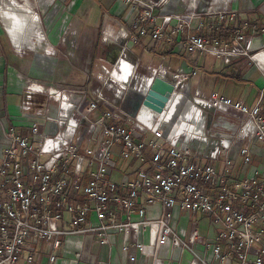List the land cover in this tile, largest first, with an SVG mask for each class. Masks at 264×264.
I'll use <instances>...</instances> for the list:
<instances>
[{
  "label": "built area",
  "instance_id": "2783aa9c",
  "mask_svg": "<svg viewBox=\"0 0 264 264\" xmlns=\"http://www.w3.org/2000/svg\"><path fill=\"white\" fill-rule=\"evenodd\" d=\"M123 1L138 9L137 17L129 31L119 26L123 36L114 41L101 31V40L117 44L118 53L100 65L93 88L23 76L18 107L27 130L5 127L0 146V264H107L90 253V245L109 249L116 236L121 260L129 263L135 252L161 264L177 251L179 260L188 255L184 264H212L194 249L198 245L217 264H264V163L230 174L236 157L250 166V146L264 144L260 96L247 106L216 90L202 94L187 84L194 70L157 63L137 74L138 62L126 57L127 43L148 35L225 64L245 57L264 84V69L253 60L264 51V24L256 46L243 32L245 21L223 41L189 31L200 13L157 12L167 0ZM227 3H213L208 14L217 21L233 16ZM154 77L172 84L179 108L188 103L185 120L191 113L192 124L182 128L177 118L168 120L163 110L141 103ZM113 145H119L117 159L138 166L112 179ZM148 207L157 211L149 214ZM175 210L187 225H179ZM199 215L216 227L211 238L197 234Z\"/></svg>",
  "mask_w": 264,
  "mask_h": 264
},
{
  "label": "crops",
  "instance_id": "0c3cea01",
  "mask_svg": "<svg viewBox=\"0 0 264 264\" xmlns=\"http://www.w3.org/2000/svg\"><path fill=\"white\" fill-rule=\"evenodd\" d=\"M47 1L49 5L52 2V0H47ZM63 1L64 0H55V3L58 5H62ZM68 2H71L70 15L72 17L75 15L76 17L88 19V21L85 22V25H87V27L91 29H93L94 26H96L97 28L99 27L98 31L100 35H101V31H103L102 34L104 38H110V36H114L118 31L119 25L122 28L129 27L131 22H133V20L136 19L137 17L136 9L134 8L133 10L130 5L124 4L123 0H69ZM215 2L217 3L219 1L215 0ZM176 5H177L176 0H167L164 4L157 6L156 11L160 13L182 12L184 11L183 9L187 8V6L182 5L183 6L182 10H180V8L176 9L175 8ZM187 5L189 6V3ZM194 5L191 8H194L195 7ZM48 7L45 10H47ZM93 9H96L97 13L94 12ZM63 15L64 17H66L67 14L64 12ZM237 15L239 17L242 16L246 18L256 17L259 21H261L260 25L263 26L264 24V1H259L257 4L251 6L250 8L241 10V13L239 12ZM64 17L62 16V18ZM213 18H214L213 15L199 16L197 18H194L191 20L189 28L192 32L200 31L203 34L202 31L205 30L204 28H206V26H208L207 27L208 30L209 28H212L214 26L215 23H213ZM201 19L203 20L202 23L203 22L207 23L205 26H203L204 23L202 25ZM37 21H39V18L37 19ZM157 22H159V19H156L155 23ZM198 24H200L199 28L197 27ZM255 30L256 31L252 34H250V30H248V32L245 33V35L253 36L252 40H253L254 46H256V44L257 45L260 44V40H259L260 28L256 27ZM205 32L207 34V30ZM134 33L136 32L134 31ZM151 42L152 44H154L156 41L154 40L151 41L148 35H143V36H138V39L136 42L131 43V44L127 43L128 48L126 50V53L128 51H131L132 53V49L135 50L132 53V56H127L126 54L127 59H129L132 62L134 61L138 62V68H139V64H141V62L143 61V59H141V55L143 53L147 54V50L148 51L150 50ZM158 42L159 43L164 42L167 45L169 44L170 46H173V48H175L176 45H178L177 43H173V42H168V43L165 41H158ZM98 43H99V46H98L99 52L103 56V59L97 58L99 60V63H98V66L95 68L94 73L93 72L90 73L91 79L95 75V72H98L100 70L101 64H106V65L110 64L118 53V50L115 51V50L110 49L111 45H117L113 43L112 41L108 42V41H102L100 39ZM178 48L181 49V47H178ZM16 50L19 51V49H16ZM166 50L164 49L163 52H161L160 59H163L162 56L169 55L168 53H170L172 55H175L176 58H178V60H181L182 54L177 53L176 50L175 51L172 49L171 50L169 49L168 51ZM135 52H137L138 54H135ZM183 52H185V55L183 56L184 61L183 59L182 61L183 63L185 62L187 65H189L188 71L194 70V72H196L193 77H189L187 79V84L191 89L197 87L198 90H200L202 94H207L209 91L216 90L228 98L230 97L231 99L239 100L242 103L244 102L247 106H251L254 103H256L258 100V97L264 93L262 73L258 69H256L252 63L248 62V60L245 57H242V58L238 57L239 59L236 58L235 60H232L231 62H228L227 64H225L221 59L214 58L212 62L207 65L203 61V59L199 61L200 59L196 57L197 55L195 56L196 57L195 62L192 63V59H194V57L192 56L195 54H190L191 56L189 55L188 57H186V55L188 54L184 50ZM8 53H9V50L4 49L3 54L6 56ZM155 53L159 54L160 51L156 49ZM2 57L3 56H1L0 54V105L2 106L0 110V146L3 144L2 132L5 127L12 124L14 125V127L17 129L18 132L23 133L27 130V122H28V121H25L24 119L22 120L19 117L20 110L18 107V104L21 98V93H22L21 89H22L23 80H24L23 76L24 75L28 76V72L27 73L22 72L24 71L23 70L24 67H22L21 70L18 71L17 65L19 64L18 63L19 60L16 61V60H12L8 58L9 61L13 62L16 65L14 70L17 69L16 71L19 74L17 73V75L15 76L12 69L9 68V64L11 63L9 64L5 63L6 60L5 58L3 60ZM256 59H258V62ZM256 59H255V62L258 63L261 66V68H264V51L260 53L258 52V56ZM163 60H166V59H163ZM182 61H180L181 64H182ZM157 63H160L161 65L167 68L169 66V65L167 66L164 65L163 62H156L154 64L148 63L145 65V67H143V70L141 72H138V69H137V74L145 73L147 66H154ZM20 64L22 63L20 62ZM238 64L239 65L241 64V66L238 67ZM179 65L180 64L176 65L173 69L168 68V70L180 69L182 71V69L178 67ZM20 72L23 74H21ZM201 72L202 73L205 72L206 75H208V81H209L208 89L206 88L202 89V87L200 86L199 73ZM30 77L34 78L33 76H30ZM189 79H192V80L189 82ZM78 86H81V85H78ZM143 91H144V88H143ZM174 96L176 97V95L171 94L169 103H171L172 105L168 103L167 106L170 105V107L167 108L166 106L165 112L167 111L166 112V114L168 115L167 118L172 119V120H176V118H178V116L181 115L180 120L182 121L184 120L185 112L183 113L179 112L180 108L178 107V103L174 101ZM136 97L137 96H132V98H134V101ZM134 101H132L131 99V103H129V105L131 106L133 104L132 102ZM130 106L128 107V110L130 109ZM181 121L178 122V125L180 124ZM263 154H264V144L263 143H253L250 146V158H251L250 166L245 167V166H242L240 163L241 171H238L237 176L246 174V171L252 166H259L260 164H263L264 163ZM114 159H115L114 160L115 161L114 163L115 172L110 176V178L112 179L116 178L117 172H121V171L126 172L129 169H133L138 166L136 162H133L132 160L128 159L127 161L122 160L124 165L122 164L121 165L122 167L120 169H117L115 166H116V162L118 159L117 158H114ZM147 211L149 214H153V210H150L149 207L147 208ZM176 214L180 216L178 217L179 225L180 226L187 225L188 221L185 219V217H181V216H184L183 212L177 211ZM202 217L203 216L199 215L198 219L200 220ZM189 219L193 220L194 216L189 217ZM199 220L196 223L197 234L203 237L205 236L207 238H211L214 235L216 227L213 226L212 224L208 225L206 220H203L201 222ZM118 241H119V236H116L115 244H113L109 249L105 248L104 246L100 247L96 242H92L90 245L89 251L94 257H96V259L107 262V264H150L151 262L150 258L143 260V258L139 255L138 252H135V256H136L135 261L131 263L122 261L120 257ZM194 249H196L198 254L203 255V257H205L206 260L211 261L212 264H217L215 259L211 257L209 253L210 251L209 249L203 251L198 245H195ZM171 256L172 258H170L167 261H162L161 264H184V260L188 258L187 254H183L179 260L177 251H175ZM222 264H234V262L230 261L229 263L226 262Z\"/></svg>",
  "mask_w": 264,
  "mask_h": 264
},
{
  "label": "rangeland",
  "instance_id": "374dc122",
  "mask_svg": "<svg viewBox=\"0 0 264 264\" xmlns=\"http://www.w3.org/2000/svg\"><path fill=\"white\" fill-rule=\"evenodd\" d=\"M68 1L69 0H64L62 5H58L55 3V0H52L49 5L47 0H0V54L3 56V60L5 58V63H11L9 64V68L12 69L15 76L18 73L16 71L17 69L14 70L16 65L9 61L8 58L16 61L19 60V64L17 65L18 71L24 67V71L22 72H28V76L26 75V77L33 76V79H38L46 83L55 82L74 86L84 84L89 88L95 86L96 81L90 78V73H94L99 63L98 59H103L98 47V42L101 39V35L98 31L99 27L97 28L94 26V28L91 29L85 25L88 19L76 17L75 15L72 17L70 15L71 2ZM194 1V8L187 5ZM259 1L264 0H228L227 9L234 10L235 13L238 14L239 12L241 13V10L250 8ZM123 3L130 5L124 1ZM176 3V9L180 8V10H182V5L187 6L186 9H183L186 13L196 14L197 12L200 13V16H211L212 14L210 15L208 12L211 11V6H214L213 3L216 2L215 0H176ZM47 7L48 9L45 10ZM93 10L97 13L96 9ZM137 10L138 9H136V11ZM64 12L67 14L66 17L63 15ZM227 14L228 13H226V15ZM62 16L64 18H62ZM36 18H39V21H37ZM123 28L129 31V27ZM189 31L192 32L191 30ZM202 32L206 35V32ZM263 44L264 40H262V49L264 48ZM150 46V50H147V54L143 53L141 55L143 61L139 64L138 72H141L146 64H154L156 62H163L166 66L169 65V69H173L176 65L180 64L178 67H180L183 72L188 71L189 65L185 62L183 63V56L185 55V52H183L184 49H179V45L173 48V46L167 45L164 42H155L154 44L151 42ZM2 47L9 50L6 56L3 54L4 49ZM15 48L19 49V51ZM156 49L160 51L159 54L155 53ZM164 49H167L166 51L169 49L176 50L177 53L182 54L181 60H178L175 55L170 53H168L169 55L162 56V58L166 60L160 59L161 52H163ZM134 51L135 50L132 49V53ZM132 53L128 51L126 54L127 56H132ZM135 54L138 53L135 52ZM196 57L200 59L199 61L203 59L207 65L214 59L202 55ZM235 59L236 58L232 60ZM180 61H182V64ZM20 62L22 64H20ZM239 66H241V64H238V67ZM191 80L192 79H189V82ZM208 82V75H206L205 72L199 73V83L202 89H208ZM105 95L109 96L106 92ZM137 100L138 98L136 97L135 101ZM1 108L2 106L0 105V110ZM112 150L113 157L117 158L119 145H113ZM114 158L113 160H115ZM118 160L115 167L120 169L123 162L122 160L120 161V159ZM240 163V157H236L232 163L231 170L235 172L233 169L238 167L239 169H237L236 172L238 173V171H241ZM149 209L153 210V213L157 211L156 207H149ZM176 212L177 210H175V213ZM203 220H206L208 225L211 224L210 219L205 216L199 221L201 222Z\"/></svg>",
  "mask_w": 264,
  "mask_h": 264
},
{
  "label": "trees",
  "instance_id": "16d2710c",
  "mask_svg": "<svg viewBox=\"0 0 264 264\" xmlns=\"http://www.w3.org/2000/svg\"><path fill=\"white\" fill-rule=\"evenodd\" d=\"M202 19H201V23H202ZM242 21H245L247 23L248 29L244 30V34L246 32H248L249 28L251 26H255V28H261L262 26L261 21H259L256 17L255 18H246V17H239L237 14H234L233 16L229 17L228 15L222 17L220 20L217 21V19L214 17L213 18V23L217 24L215 26H213L212 28H209V30L207 29L208 26H206V28H204V32L207 30V36H213L218 38L219 40H223V41H228L229 37H230V30L235 27V26H239L241 24ZM204 23V22H203ZM202 23V24H203ZM207 23H204L203 26H205ZM187 53V52H186ZM188 55H186V57H188L190 54L187 53ZM191 56V55H190ZM194 57V59H192V63L195 62L196 57ZM260 113L262 115H264V93L260 95ZM240 167V166H239ZM239 169L238 167L233 169L235 172H233L232 170L230 171V174L232 177H236L237 176V172L236 170Z\"/></svg>",
  "mask_w": 264,
  "mask_h": 264
},
{
  "label": "water",
  "instance_id": "95a60500",
  "mask_svg": "<svg viewBox=\"0 0 264 264\" xmlns=\"http://www.w3.org/2000/svg\"><path fill=\"white\" fill-rule=\"evenodd\" d=\"M172 91L173 87L170 82L154 77L148 84L141 103L153 112L160 113L167 104Z\"/></svg>",
  "mask_w": 264,
  "mask_h": 264
},
{
  "label": "bare ground",
  "instance_id": "6f19581e",
  "mask_svg": "<svg viewBox=\"0 0 264 264\" xmlns=\"http://www.w3.org/2000/svg\"><path fill=\"white\" fill-rule=\"evenodd\" d=\"M195 3V2H194ZM194 3H189V6L190 7H193V5H194ZM218 3V2H217ZM31 19H32V17H31ZM37 19V18H36ZM117 36H123L122 35V31L121 30H119V28H118V31H117V33L114 35V36H110V38H105V39H107V40H112V41H114L115 40V38L117 37ZM260 52H262V51H260ZM259 52V53H260ZM255 56L253 57V60L255 61V59L257 58V56H258V52L256 53V54H254ZM257 60V62H258V59H256ZM261 67V66H260ZM262 69H264V68H262ZM143 92V86L141 85V87H140V89L138 90V92L139 93H142ZM172 94V93H171ZM173 97V96H172ZM170 98H171V95H170ZM169 98V99H170ZM172 102V101H171ZM169 103V100L167 101V104ZM167 104H166V106H167ZM169 104H171V103H169ZM172 105V104H171ZM181 105H182V108L180 107V109H179V112L180 113H183V112H185V110H186V107H187V105H188V103H186V105H185V107L183 108V102H181ZM166 106H165V108H166ZM178 106H179V103H178ZM170 107V105H168L167 106V108H169ZM165 108L163 109V111H164V114H165V117L167 118L168 117V115L166 114V112H165ZM168 110V109H167ZM190 111V110H189ZM185 115V114H184ZM192 114L191 113H189V115H188V117L186 118V120H185V117H184V120H180V116L181 115H179L178 116V118H177V123L176 124H178V122L179 121H181L180 122V124H179V126H181L182 128H185V127H187L189 124H192L193 123V121L191 120L190 121V119L192 118V116H191ZM168 119V118H167ZM168 120H170V119H168ZM174 122H175V120H173Z\"/></svg>",
  "mask_w": 264,
  "mask_h": 264
},
{
  "label": "flooded vegetation",
  "instance_id": "af4514ba",
  "mask_svg": "<svg viewBox=\"0 0 264 264\" xmlns=\"http://www.w3.org/2000/svg\"><path fill=\"white\" fill-rule=\"evenodd\" d=\"M110 49L117 51L118 50V46L117 45H111Z\"/></svg>",
  "mask_w": 264,
  "mask_h": 264
}]
</instances>
